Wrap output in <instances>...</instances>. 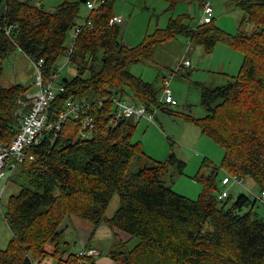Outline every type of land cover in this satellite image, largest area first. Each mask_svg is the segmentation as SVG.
<instances>
[{
    "label": "trees",
    "instance_id": "trees-1",
    "mask_svg": "<svg viewBox=\"0 0 264 264\" xmlns=\"http://www.w3.org/2000/svg\"><path fill=\"white\" fill-rule=\"evenodd\" d=\"M115 1L87 0L89 12L82 22L80 0H63L53 9L41 1L0 0V79L5 59L19 48L32 62L37 86L33 94L26 84L3 86L0 81V141L13 139L40 90L35 65L41 58L45 81L58 73L57 86L64 88L57 89L50 115L65 111L67 100L75 98L91 102L95 118L92 138H82L80 123L70 117L60 132L45 134L32 147L35 159L21 164L28 181L20 184L4 211L12 238L0 248V264H36L48 242L56 243L58 264H84L88 253L65 258L60 247L63 224L72 216L137 239L134 247L128 246L129 240H116L109 254L118 264H264V217L254 210L255 200L244 193L233 203L230 194L220 197L228 174L250 177L264 192V0H238L245 21L255 27L251 33L229 34L215 24L213 15L196 28L171 18L166 28L135 45L123 39L126 21H111L117 15ZM168 1L176 5L181 0ZM200 1L203 9L208 0ZM72 31L79 33L72 37ZM178 35L206 50L223 41L244 53L237 76L202 87L206 115L188 117L224 149L220 165L204 158L195 176L203 185L197 199L171 185L176 174L170 168L183 174L184 161L174 152L165 161H151L141 144L132 141L129 117L110 120L112 99L125 95L147 106L153 114V121L145 117L150 122L157 123V109L169 110L164 104L170 103L160 102L154 84L128 67L152 60L156 44ZM62 56L77 69L67 81L61 80L57 66ZM135 160L138 168L133 170ZM220 167L224 175L218 182ZM116 194L120 203L109 215Z\"/></svg>",
    "mask_w": 264,
    "mask_h": 264
},
{
    "label": "rangeland",
    "instance_id": "rangeland-1",
    "mask_svg": "<svg viewBox=\"0 0 264 264\" xmlns=\"http://www.w3.org/2000/svg\"><path fill=\"white\" fill-rule=\"evenodd\" d=\"M29 1L36 2L38 0ZM40 1L44 6L47 5V8L53 9L63 0ZM211 2L214 8L215 24L219 28L232 35H236L240 30L245 33L254 31V25L245 21V11L239 6L238 0H211ZM201 4L200 0H181L176 5H172L168 0H116L114 12L125 18L126 26L123 33L125 43L135 45L142 41L147 34H152L158 28H166L171 18L181 19L185 24L196 28L204 15ZM0 11H2V6ZM88 12L85 3H82L79 18L82 22L85 21ZM185 59L190 60V68H178L181 61ZM243 60L242 50L223 41H218L213 49L206 50L204 45L190 42L184 35H178L174 39L156 44L152 60L128 65V69L133 74L153 83L161 95L163 77L167 76L171 79L170 85L177 104H164L169 110L157 109V123L150 122L145 117H131L129 121L132 123L134 131L132 141L141 144L143 151L151 158V161H165L169 154L174 152L178 159L186 163L183 174L178 173L177 167H171L169 170L170 173L176 174L171 183L173 189L185 196L193 199L200 196L203 185L195 179V176L199 172L204 158L210 159L217 165H220L224 158V149L202 133V130L188 117L206 115V108L202 104V87L212 88L222 84L225 80L226 83L228 80H232L233 76L240 73ZM3 66L0 79L3 86L23 83L30 87L33 94L37 93L32 62L19 48L11 51ZM57 66L61 67V80L73 77L77 72L76 66L64 56L57 61ZM171 72H174L172 77ZM127 100L129 101L130 97ZM147 113L151 114V111L148 110ZM21 167L22 165H18L12 170L8 165L2 180V183H5L11 179L10 181L15 183L10 190L13 194L8 197H4L5 192L0 194V232L6 231L9 235H11V231L4 218L6 205L9 199L21 190L20 184L28 181V177ZM131 168L133 170L138 168L137 160L133 162ZM223 175L224 170L220 167L217 175L218 182ZM167 179L169 180V176ZM228 189L231 203L236 201L240 194H247L255 200L254 210L258 212L259 216L264 217V202L260 198L262 191L253 179L250 177L241 178V183L231 182ZM115 200L118 205L113 208ZM119 203L120 196L116 194L108 208L109 215L116 211ZM62 239L60 247L65 251ZM135 241V239L130 240L128 246L134 247ZM50 244L56 245V243L48 242L47 246ZM115 244L116 240L111 249ZM58 261L57 257L47 256L44 259L36 260V264H57ZM86 264L91 263L86 262Z\"/></svg>",
    "mask_w": 264,
    "mask_h": 264
},
{
    "label": "built area",
    "instance_id": "built-area-1",
    "mask_svg": "<svg viewBox=\"0 0 264 264\" xmlns=\"http://www.w3.org/2000/svg\"><path fill=\"white\" fill-rule=\"evenodd\" d=\"M94 2H89L88 6L93 8ZM203 18L202 23L209 22L213 15L214 8L210 0L206 1L203 6ZM115 23H125V18L122 15H115L111 20ZM9 33V30L6 31ZM79 32L72 31L71 36L75 37ZM74 45V43L72 44ZM69 57L67 56V59ZM182 63L178 68H188L191 66V62L188 59L181 61ZM44 65V59H40L36 63L37 83L40 85V90L29 109L22 119L21 126L16 135L9 142L0 141V184L6 174L8 165L9 168L14 170L18 165H21L26 160L35 159V154L32 152V147L39 144L42 141V137L45 134L60 132L63 129V125L69 120L70 117L75 118L81 125V137L92 138L94 135L95 118L91 110L94 108L93 104L89 101L71 98L68 99L64 108L67 109L59 113L56 117L53 113L50 115V104L56 98L57 89L63 90L62 86H57L59 83L58 73H53L47 81H45L42 75V69ZM174 76V72H171V77ZM162 95L161 100L164 103L176 104L177 101L174 98L173 90L171 88V79L167 76L163 78ZM122 96V95H121ZM129 95L123 97L113 98L115 109L110 114V120L112 123H116L124 118H142L147 117L150 121H153V114L147 113V106L132 99L128 101ZM103 105L104 102H99ZM231 182L241 183L239 176H233L231 174L225 175L222 179L224 185H229ZM0 187V194H1ZM230 194L228 186L225 187L220 194L221 198H225ZM264 202V192L260 196ZM95 252V251H93ZM90 254V253H89Z\"/></svg>",
    "mask_w": 264,
    "mask_h": 264
},
{
    "label": "crops",
    "instance_id": "crops-1",
    "mask_svg": "<svg viewBox=\"0 0 264 264\" xmlns=\"http://www.w3.org/2000/svg\"><path fill=\"white\" fill-rule=\"evenodd\" d=\"M36 3H40V0L36 1ZM10 180L11 179L7 180L5 183L0 184V187L1 185H3V187H1V194L5 192L4 197H8L13 194V192H10V190H12L15 183H12ZM117 205V200H115L113 208ZM63 228L64 233L62 243L65 246L64 257L67 258L72 253H88L89 256L86 257L84 264H86V262H90L91 264H118L111 258L109 254L115 240L119 239L120 237L124 240L129 241L133 239L125 233H121L119 231H116L115 229L108 227L104 223L96 228L94 224L76 216H72L71 218H69L63 224ZM11 238L12 232L11 235H9L6 231H3L2 233L0 232V248H5ZM135 240L136 245L137 239ZM54 251L55 245H46V253L42 256V259L46 258L47 256H53Z\"/></svg>",
    "mask_w": 264,
    "mask_h": 264
},
{
    "label": "water",
    "instance_id": "water-1",
    "mask_svg": "<svg viewBox=\"0 0 264 264\" xmlns=\"http://www.w3.org/2000/svg\"><path fill=\"white\" fill-rule=\"evenodd\" d=\"M80 1L83 2V3H86L87 0H80ZM63 80L67 81V78H64Z\"/></svg>",
    "mask_w": 264,
    "mask_h": 264
}]
</instances>
